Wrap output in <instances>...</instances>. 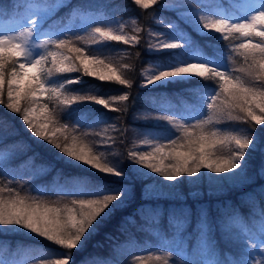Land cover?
I'll return each instance as SVG.
<instances>
[{
	"label": "snow or ice",
	"instance_id": "snow-or-ice-1",
	"mask_svg": "<svg viewBox=\"0 0 264 264\" xmlns=\"http://www.w3.org/2000/svg\"><path fill=\"white\" fill-rule=\"evenodd\" d=\"M133 2L141 10H149L161 0ZM62 6H67L62 0L57 3L23 0L15 6L8 4L5 7L9 10L13 7L17 10L15 28L0 32V104L20 114L35 138L50 143L74 165L86 166L89 170V174L71 179L66 196L72 198L68 200L51 201L31 192L22 195V189L0 179V234L19 230L55 246L41 244L31 249L34 255L29 258L38 264H73V251L81 248L95 225L128 195L127 186L105 179L114 176L123 180L125 173L120 163L107 152L98 151L96 145L85 142L89 133L81 129L89 116L97 114L86 115L76 106L87 101L111 111H127V107L118 109L112 105L126 104L131 98L129 91L104 99L98 86L89 84L84 77L130 88L132 81L123 76V70L129 65L117 67L89 53L93 46L105 47L112 42L138 45L141 37H129L124 33L125 24L113 20L105 25L87 26L84 36H67L62 30L58 34L43 33L48 38L41 39L46 17ZM171 7L177 10V21L191 31L181 29L176 22L168 25L175 32H150L155 43L148 45V51L159 53L163 59L149 62L150 67L141 73L144 78L141 87L196 81L203 93L201 107L188 119L179 114L153 117L163 121L171 131L141 141L151 151L131 150L128 159L168 181H177L183 174L194 177L201 169L216 174L240 172L246 166L249 151H255L258 146V133L264 132V0H177ZM135 31L139 33L141 29ZM193 32L196 36L218 34L216 38L225 43L229 53L228 64L238 66L219 62L220 57L211 45L201 44ZM71 73L80 75L68 79L66 74ZM85 91L97 94H80ZM25 103L31 107H22ZM189 119L194 123H189ZM3 123L4 119L0 118V124ZM103 146H107V141ZM116 155L113 153L111 157ZM201 222L207 223L206 215ZM228 223L244 239L252 240L250 245H245L250 249L248 256L256 252L260 257H252V264H264V207L254 222L233 215ZM254 232H258V240L254 239ZM201 240L202 248L191 259L181 256L173 260L171 251H148L146 256L133 257L130 264H248L247 258L243 261L220 259L206 232H202ZM202 253L213 258H195ZM0 264L15 262L0 259ZM81 264H88L87 258Z\"/></svg>",
	"mask_w": 264,
	"mask_h": 264
},
{
	"label": "trees",
	"instance_id": "trees-1",
	"mask_svg": "<svg viewBox=\"0 0 264 264\" xmlns=\"http://www.w3.org/2000/svg\"><path fill=\"white\" fill-rule=\"evenodd\" d=\"M100 1L114 14L124 18H133L140 26L141 31L138 34L140 37L143 29L154 26V16L161 18L164 16V20L174 17V15L170 16L172 13L165 12L161 3L152 9L141 10L133 0ZM20 3V0H2L0 15H13V12L17 11L15 7L9 10L5 6L8 4L15 6ZM89 3L90 0H69L63 4L67 6L58 8L46 17L43 26L64 24L67 19L74 16L72 11L75 6L79 8ZM179 27L191 31L185 24L179 23ZM66 34L67 36L79 35L77 31H68ZM192 35L201 44L211 45V49L220 57L219 62L228 64L229 53L225 43L216 38L218 34L196 36L193 32ZM44 38L48 36L42 39ZM60 38H65V36ZM146 42L148 40L141 37L138 45L123 43L127 50L121 62L129 65L128 69L123 70L125 76L132 73V76L124 77L132 81L130 88L120 86L115 82H100L91 77L86 80L89 84L98 86L103 98L129 91L131 93L129 101L113 107L118 109L127 107V111H111L99 104L88 102L76 106L81 113L86 115L98 113L125 126L123 139L118 138L119 142L114 143V145L117 144V150L121 152L124 143L122 141H129L131 129L138 127L141 129L147 126L158 132L161 131L160 126L146 125L135 118V112L144 101L158 100L157 102L163 103L169 110H174L180 102L200 100L199 97L203 94L196 81L189 84L172 83L166 86L142 88L139 83L140 72L138 73L137 70L147 67L150 61L163 59L159 53H150ZM120 45L122 42L118 43V47ZM104 57L106 56L103 55L102 58ZM228 66L237 67L238 65L228 64ZM73 87L84 88L86 86L74 85ZM80 94L96 95L97 93L85 91ZM4 103H7L6 95ZM0 118L5 121L0 124V151L1 153L8 152L4 159H0V179L5 184L11 182L12 186L22 189V195L31 192L32 195H42L51 201L58 198L71 199L72 197L66 196L65 190H60L58 187L70 189L71 179L89 174V170L68 163L50 143L35 138L31 131L22 125L21 115L10 112L4 104H0ZM85 123L86 126L81 131L88 132L87 137L94 135L95 125H91L89 121ZM258 136V146L255 151H249L246 166L240 172L216 174L208 169H201V173L197 174L195 185L189 184L192 180L187 174L178 178L174 186L176 191L185 197L184 200L145 197L146 184H157L160 176L157 174L145 177L136 175L126 167L122 161V153H119L116 157L118 160H116L125 173L123 180L114 176L105 179L118 186H127L128 195L95 225L81 248L73 251V264H81V261L86 258L88 264H130L133 257L146 256L148 251H171L173 260H179L181 256L191 259L197 249L202 248L203 241L200 242L202 232L207 233V239L220 259L243 261L247 258L248 264H252V257L260 258L256 252L252 253V257H248L249 248L245 245H250L252 240L244 239L243 234L237 228L229 225L228 220L229 217L235 215L242 220L254 222L258 220L261 208L264 207V171H262L264 169V132L258 133ZM60 140L63 143L62 137ZM86 143L94 145L89 140ZM192 189L197 191L190 195L189 191ZM203 215L207 217L206 224L201 222ZM220 222L228 223V232L221 228ZM253 237L258 240V232H254ZM41 244L46 247H55L27 232L4 231L0 234V259L11 261L16 256H22L27 248L29 249L28 255L33 256L31 249ZM195 258L212 259L213 257L202 253L201 256ZM28 261L35 262L29 258L26 262L19 264H26Z\"/></svg>",
	"mask_w": 264,
	"mask_h": 264
},
{
	"label": "rangeland",
	"instance_id": "rangeland-1",
	"mask_svg": "<svg viewBox=\"0 0 264 264\" xmlns=\"http://www.w3.org/2000/svg\"><path fill=\"white\" fill-rule=\"evenodd\" d=\"M68 1L69 0H62V4H65ZM20 2L22 3L23 0H20ZM41 2H45V0H41ZM57 2L58 0H47V3H57ZM175 3H177V0H161V5L165 8V12L167 14L172 13L170 16L174 15V17L171 19L164 20L165 19L164 16L162 18L154 16L153 18L154 26H148L147 28L143 29V32H141L142 33L141 37L143 38L145 37L148 40V42H146L147 46L150 43H155V37L153 35H150V32L151 33H169V32L176 31L175 29H169L168 27L170 23L178 22L177 21V10L171 7V5H174ZM165 5H170V6L165 7ZM182 11L187 12L188 10L184 9ZM72 12L74 16L71 19H67L64 24L54 25L55 26V27L53 26L54 31H52L50 28L42 29L41 30L42 35L40 36V38L42 39L43 37L46 36L43 33H58V32H61L62 30L65 31V33L68 31L69 32L77 31V33L80 36H84L85 35L84 29L87 26L95 27L97 26L98 23L101 25H105L108 22L113 21V20H115L117 23L122 22L125 24L124 33L127 34L129 37L139 34L135 31V29L137 28L140 29V26L137 23H133V20H134L133 18H124V17H121L120 15H117L116 13L114 14L111 9L106 8L104 4H101L100 0H90V3L88 5L79 6V8L75 6ZM51 14L52 13H50L49 15ZM15 16H16V12L15 13L13 12V15L9 14V15H5L3 18L2 17L0 18V32H2L4 29L15 28ZM178 23L184 24L183 22H178ZM112 26L116 27V24H113ZM126 50H127V47L123 45V42H122V45H120L119 47H118L117 42H112L109 46H105V47L96 48L95 46H93L92 52H90L89 54L99 55L100 58L104 59L106 63H111L114 66L119 67L121 65L126 64V63L121 62V58L125 56L124 53L126 52ZM103 55H105L106 57L102 58ZM148 67H150V64L147 65V67L145 68H148ZM145 68H143L142 70L140 69L137 70L138 73L140 72L139 73L140 74L139 75L140 86L141 84L144 83V78L142 77L141 73L143 72ZM66 75L68 79H73L75 76L80 75V73H71V74H66ZM128 75L130 77L132 76V73H128L125 76V72L123 71L124 77H127ZM87 78L89 77L87 76L84 77L85 80H87ZM149 87H152V86H149ZM123 92H119L118 94H114V95H121L123 94ZM5 95H6V92H5ZM104 99H108V98H104ZM199 99L201 100V97H199ZM200 100L192 99L191 101L190 100L182 101L177 105V107L174 110H169L168 107H165V105H163V103L157 102L158 100L144 101L142 106H140L135 112V118H137L139 121H141V123L146 124V125L160 126L161 131L158 132L156 131V129L149 128L147 126L141 127V129L140 127L131 129V132L129 134V139H128L129 141L128 142L122 141L124 142L122 144V149H123L122 152L117 150V144L114 145V143L119 142L118 138L123 139L124 132H125V126L121 123H118L112 120L111 118H106L105 116H102L96 113L97 115L91 116L89 118V122H91L93 119L96 121V122H91V125H95L96 131L94 132V135L92 134L89 137H87L85 142L89 140L90 142H92L94 145L98 147V151L107 152L110 155V158H112L111 154L113 153L115 154L122 153V161L124 162V164H126V167L138 176L145 177L150 174H157V176H160V179L158 180L157 184H152V183L146 184V191L144 195L145 197L154 198V199L168 198V199H174V200H177V199L184 200L185 197L181 193L176 191V188L174 186V184H176V181H168L166 180L165 177L161 176L158 173L152 172L151 169L147 168L146 166L136 164L134 161L129 160L128 152L131 150H138L142 152L151 151L150 148L141 145V141L145 139H153L157 136L166 135L169 133V131H171L163 121L152 119L153 117H156L159 115H166V114H179V115L184 116L186 119H188L191 116H195L196 112L200 110V107H201ZM88 103H93V102H88ZM121 103L123 102H118V104L114 103L112 107H117ZM22 107H31V105H28L25 103V104H22ZM205 114H206V109H205ZM188 122L194 123V121L190 119L188 120ZM22 125L25 126L23 120H22ZM57 127H59V125H57ZM104 141H107V146H103ZM7 153H8L7 151L3 153H1L0 151V159L1 160L4 159ZM61 156L68 163L73 164L72 162L68 160L67 157H64L62 154ZM116 157L117 155L115 156V158L113 157L114 161L118 160V158ZM169 162L170 161H165V163H169ZM74 166L80 167L81 169H87L86 166H80V165H74ZM196 178H197V175L194 177H191L190 180H192V182H190L189 184L195 185L196 184L195 182L197 180ZM58 189L65 190L66 192L70 190L67 187H58ZM196 191L197 190L192 189L189 191V194L193 195ZM220 223H221V228L224 231L228 232L229 231L228 223L226 222H220ZM200 242H202L201 239H200ZM24 252L25 253L22 254V256H16L13 259H11V261L15 262V264L26 262V260L29 259V257L31 256L28 255L29 254L28 248ZM52 258L55 259L58 257H52ZM249 259L251 260V258ZM26 264H38V262L35 261L32 263L28 261Z\"/></svg>",
	"mask_w": 264,
	"mask_h": 264
}]
</instances>
